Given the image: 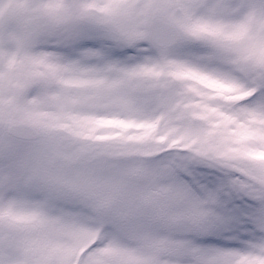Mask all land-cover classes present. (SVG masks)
I'll return each instance as SVG.
<instances>
[{"label": "snow or ice", "instance_id": "6c2138e0", "mask_svg": "<svg viewBox=\"0 0 264 264\" xmlns=\"http://www.w3.org/2000/svg\"><path fill=\"white\" fill-rule=\"evenodd\" d=\"M0 264H264V0H0Z\"/></svg>", "mask_w": 264, "mask_h": 264}]
</instances>
